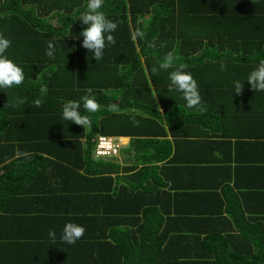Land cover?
I'll return each instance as SVG.
<instances>
[{
	"label": "trees",
	"instance_id": "1",
	"mask_svg": "<svg viewBox=\"0 0 264 264\" xmlns=\"http://www.w3.org/2000/svg\"><path fill=\"white\" fill-rule=\"evenodd\" d=\"M87 3L0 0V33L11 41L5 56L25 75L20 87L0 89V264H93V260L97 264H264V232L256 235L257 245L223 246L212 257L197 258L185 255L175 243L168 248L160 245L152 239V226L123 236L118 229L106 235L104 228L100 234L85 228L75 244L57 241L65 224L84 219L53 213L63 210L45 209V202L78 196L88 186L91 172L80 173L79 185L55 181L45 188L50 164L45 161L52 159L41 154L46 151L42 146L69 140L91 150L100 135L154 134L152 126L160 116L158 103L163 94L168 97L160 102L165 110L171 99L183 111L190 110L181 93L168 90L169 73L174 69L151 71L167 53L178 57L175 66L184 65V71L197 81L200 95L222 89L234 92L233 81L238 80L244 83L241 101L253 99L252 110L264 111L263 103L256 101L264 92L251 90L247 83L249 73L264 60V0H104L101 11L118 28L112 33L115 45L106 47L98 62L81 46L80 33L87 26L79 19ZM138 31L144 36L134 38ZM49 40L55 41V59L45 54ZM149 42L155 47H149ZM161 42L166 46L161 47ZM222 63L226 71H221ZM84 95L101 105L96 113L81 107V114L92 120V126L85 128L62 118L63 105L80 101ZM18 98L26 102L15 106ZM36 98L43 100L40 107L33 105ZM111 104L119 110L110 111ZM246 107L240 105L243 110ZM133 118L140 121L138 127L133 126ZM18 150L31 155L18 157ZM82 156L80 151L74 155L71 148L67 159ZM33 214L46 221L63 218L55 241L49 237L51 244L46 248L29 247L27 231ZM112 224L113 228L117 225Z\"/></svg>",
	"mask_w": 264,
	"mask_h": 264
},
{
	"label": "crops",
	"instance_id": "2",
	"mask_svg": "<svg viewBox=\"0 0 264 264\" xmlns=\"http://www.w3.org/2000/svg\"><path fill=\"white\" fill-rule=\"evenodd\" d=\"M222 90L200 95L202 112L183 111L172 99L165 110L160 102L168 97L163 94L154 134L106 135L118 146L111 156H97L96 142L91 150L69 140L43 145L41 154L52 159L45 161L50 163L45 188L55 181L78 184L80 173L91 172L88 186L80 185L83 192L45 202V209L63 210L53 213L71 220L82 217L84 222L77 224L97 234L104 228L106 235L117 229L119 236L134 235L152 226L153 240L167 248L175 243L196 258L212 257L223 246L257 245L256 235L264 232V111L252 110L253 99L245 103L235 92ZM256 101L264 107V93ZM71 148L83 156L67 159ZM62 219L34 215L28 224L29 247L50 245L49 230L59 229ZM61 236L60 230L58 242Z\"/></svg>",
	"mask_w": 264,
	"mask_h": 264
},
{
	"label": "clouds",
	"instance_id": "3",
	"mask_svg": "<svg viewBox=\"0 0 264 264\" xmlns=\"http://www.w3.org/2000/svg\"><path fill=\"white\" fill-rule=\"evenodd\" d=\"M104 5V0H88L87 11L80 17V21L83 25H86L80 35L83 37L82 47L93 54V58L98 62L103 59L106 47L113 46L116 40L112 33H114L118 24L106 18L101 11ZM143 32H136L135 37H143ZM11 46V41L0 33V89H12L14 87H20L23 85L25 75L23 69L14 63L12 60L5 56L6 50ZM166 42H161V47H165ZM149 47H155V44L149 42ZM56 46L54 40L47 41V47L45 54L50 59H55ZM178 60L173 53H167L163 61L159 64V67H153L151 69L153 74H158L159 71L168 69H174L169 73L170 84L168 86L169 91H177L182 94V98L186 101V107L189 109H196L198 112H202L201 102L202 98L198 90L197 81L193 76L184 71V65L175 66V62ZM221 71H226L227 66L221 64ZM247 83L250 85L253 91L264 92V60H261L259 64L249 73L247 77ZM235 95H241L244 90V83L240 81H233ZM42 92H46V88L41 89ZM89 93L91 89L87 90ZM23 98L16 100L15 106L25 103ZM43 100L36 98L33 100L35 107H40ZM81 107L88 113H96L100 110L101 105L91 95H84L80 98V101L69 100L63 105L62 118L64 121L72 122L78 126L91 127L92 120L88 115L81 114ZM109 110L112 112L118 111V105H109ZM134 127H138L139 120L132 119ZM18 157H30L28 152L17 151ZM86 229L78 224L69 222L65 224L61 239L67 244H75L78 240L82 239ZM49 237L55 241L56 232L49 230Z\"/></svg>",
	"mask_w": 264,
	"mask_h": 264
},
{
	"label": "built area",
	"instance_id": "4",
	"mask_svg": "<svg viewBox=\"0 0 264 264\" xmlns=\"http://www.w3.org/2000/svg\"><path fill=\"white\" fill-rule=\"evenodd\" d=\"M117 145L113 143L111 137L100 135L96 141L95 153L97 156H111L117 153Z\"/></svg>",
	"mask_w": 264,
	"mask_h": 264
}]
</instances>
